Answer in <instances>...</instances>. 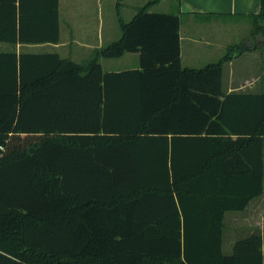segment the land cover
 Segmentation results:
<instances>
[{"label":"trees","instance_id":"16d2710c","mask_svg":"<svg viewBox=\"0 0 264 264\" xmlns=\"http://www.w3.org/2000/svg\"><path fill=\"white\" fill-rule=\"evenodd\" d=\"M157 1L81 63L0 51V264H264V228L222 252L225 212L263 193L264 92L221 90L242 45L182 67ZM58 7L0 0V43H59ZM124 53L139 67L98 63Z\"/></svg>","mask_w":264,"mask_h":264},{"label":"crops","instance_id":"0c3cea01","mask_svg":"<svg viewBox=\"0 0 264 264\" xmlns=\"http://www.w3.org/2000/svg\"><path fill=\"white\" fill-rule=\"evenodd\" d=\"M141 6L136 7V9ZM118 7L119 4H116L115 10ZM259 13L260 0H177L175 12L171 14L178 15L179 17V56L181 66L201 68L206 64L217 61L226 53L229 47L242 45L243 48L240 52L226 61L222 66L221 90L224 94H260L264 92V31L255 32V22L259 19ZM89 14L90 7L85 3V18ZM116 17L123 20L119 8L117 9ZM117 18L116 25L118 27ZM123 21L127 22L125 20ZM100 24L99 22L98 29L100 28ZM236 24H243V27H245L244 36L235 35L234 28ZM66 44L60 38L57 44L41 45L56 49ZM105 45L101 37V30L99 29L96 40H85L83 47H85V55L87 53L88 56L84 61L89 60L95 50ZM20 46L24 45L18 44L15 47ZM12 49L15 48L12 46L8 50L0 51H9ZM16 51L18 52V50ZM101 58L104 57L98 58L100 65ZM108 59H114L123 63L121 64V68L115 69L112 68V64H109L108 70L104 72H117L139 67V63L136 65L138 59L137 53H124L120 57ZM263 195L264 178L263 193L250 200L244 210L228 211L231 213L227 216L225 215L227 212H225L223 232L226 220L225 216H243L244 229L248 231V234L244 235L245 237L250 234L261 233L264 228ZM237 240H233L234 242L232 241L227 246L224 242V233H222V252L224 254H230L232 246Z\"/></svg>","mask_w":264,"mask_h":264},{"label":"rangeland","instance_id":"374dc122","mask_svg":"<svg viewBox=\"0 0 264 264\" xmlns=\"http://www.w3.org/2000/svg\"><path fill=\"white\" fill-rule=\"evenodd\" d=\"M149 0H59V28L60 38L62 42L67 43L64 46L53 49L46 45L34 44L14 47L18 51L30 53L57 52L62 58L70 59L74 62L81 63L87 58L85 55V40H96L97 31L101 30V37L104 44H107L119 36V29L116 25L117 9H120L123 20H130L134 14L136 7L143 6ZM177 0H159L152 4L149 12H169L174 13ZM85 3L90 7V14L85 18ZM119 7L115 10V5ZM100 28L98 29V23ZM235 35L244 36L245 27L243 24L235 25ZM12 45L0 43V50H8ZM100 63L103 71L108 70V65L112 64V68H121L123 62L114 59L101 58ZM139 61L137 59L136 65ZM264 197V195H263ZM264 204V199L262 200ZM231 212H227V216ZM224 225V242L227 246L234 240L245 237L248 231L243 225V216H228ZM233 241V242H234ZM223 242V243H224Z\"/></svg>","mask_w":264,"mask_h":264}]
</instances>
